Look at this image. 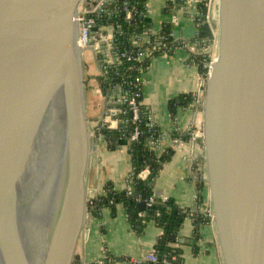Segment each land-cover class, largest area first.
Returning a JSON list of instances; mask_svg holds the SVG:
<instances>
[{"label":"water","instance_id":"water-1","mask_svg":"<svg viewBox=\"0 0 264 264\" xmlns=\"http://www.w3.org/2000/svg\"><path fill=\"white\" fill-rule=\"evenodd\" d=\"M0 0V264H73L91 216L79 9ZM206 79L205 181L223 264H264V0H218ZM98 139H95L98 144ZM145 209V202L139 204Z\"/></svg>","mask_w":264,"mask_h":264},{"label":"crops","instance_id":"crops-1","mask_svg":"<svg viewBox=\"0 0 264 264\" xmlns=\"http://www.w3.org/2000/svg\"><path fill=\"white\" fill-rule=\"evenodd\" d=\"M148 18L158 32L165 23L170 24L175 39L189 42V47H176L169 55H156L150 60V66L143 73L142 103L150 110L152 123L162 131L160 149L173 148L171 158L163 163L153 189L156 196L169 198L181 208L189 209L190 213L183 220V225L172 246L182 249L180 264H223L215 226L201 224L200 236L195 239L196 225L194 214L206 213L209 203L208 188H202L204 202H198L199 179L205 180L204 149L201 137L195 135L202 129V104L184 107L178 97L203 91V76L199 65L192 61L190 43L196 38L199 28L190 12H195L197 2L187 10L181 7H169L168 0H147ZM167 7V8H166ZM207 20L212 22L210 13ZM207 42V39H206ZM210 42L208 41V44ZM205 48L200 52L205 53ZM92 80L100 72L98 62L92 52ZM85 56V54H84ZM97 73V74H96ZM96 74V75H95ZM96 82V81H95ZM95 85V84H94ZM96 94L102 97V103L88 101L87 114L92 129L99 120L115 127L117 109L107 108L105 96L98 84ZM176 100L177 107L171 111L170 103ZM199 103V102H197ZM101 108L102 110L99 111ZM91 119L95 124L91 125ZM93 132V152L87 173V184L93 194L105 193V185L111 183L113 189L120 191L129 187L128 177L132 172V161L126 143L118 147H110L105 137ZM189 135L188 138L174 137L173 133ZM98 139L96 144L95 139ZM163 232V228L155 220L147 221L142 233H137L131 225L125 206L116 204L115 208L103 207L100 216H90L79 239L73 264H125V260L142 261L154 251V246Z\"/></svg>","mask_w":264,"mask_h":264},{"label":"trees","instance_id":"trees-1","mask_svg":"<svg viewBox=\"0 0 264 264\" xmlns=\"http://www.w3.org/2000/svg\"><path fill=\"white\" fill-rule=\"evenodd\" d=\"M125 1L127 7L133 10L130 19L126 18L123 11L115 10L111 17H99L98 24L114 23L116 25L114 48L119 52H128L129 55L121 61L107 65V73L99 74L96 79L103 95H106L108 90H112L114 85L121 88L124 94L128 89L134 93L138 92L140 118L135 123L132 122L131 111L127 103L110 105L109 107L119 109L116 114L119 122L115 127L103 123L97 128L96 133L105 137L110 147L116 148L123 142L127 144L132 161V172L128 177L129 187L127 189L117 191L113 189L111 183L106 184L105 193L97 196L94 202L89 204V210L92 216H100L103 207L115 208L116 204L121 203L125 206L132 228L137 233H142L147 221L150 220H155L163 228V232L154 246V251L158 257L157 261L142 260L140 263L130 261V264H180L182 249L172 246L171 242L177 237L183 220L189 215L190 210L179 207L172 199H164L155 195L154 182L161 172L163 163L171 158L174 149L167 148L161 153L155 149L153 142L162 138V131L152 123L150 110L142 103L143 86L137 84L135 78L140 74L141 68L145 70L150 65L151 56L169 55L176 47L188 48V46L184 41L175 39L171 35L172 30L168 23H165L158 32L152 33L143 44L136 45L133 42V37L137 34L141 35L143 31L153 26L152 21L147 16L148 2L147 0H120L118 3L123 4ZM208 2L209 0H197V13L194 17L199 32L191 42H196L199 48L208 46L204 26ZM182 4H184L182 0H168V8H179ZM146 51L151 52L141 60H132L130 57V55H137ZM191 55V60L199 65L201 74L205 76L208 70L205 64L209 60V55L199 51H191ZM177 99L184 107H189L194 103L197 106L201 105V102L197 103V95L193 93L184 94ZM177 105L176 100H172L170 103L171 111L174 112ZM136 126H139L140 136L136 140H131V135ZM173 136L188 138L189 135L174 132ZM144 170L148 171L145 177L141 176ZM198 184V202L203 203L204 195L201 191L202 188L206 187V181L201 177ZM142 201L145 202V209L143 210L139 208ZM193 217L196 225L194 236L197 240L200 236V225L212 223V217L207 212L194 214Z\"/></svg>","mask_w":264,"mask_h":264},{"label":"built area","instance_id":"built-area-1","mask_svg":"<svg viewBox=\"0 0 264 264\" xmlns=\"http://www.w3.org/2000/svg\"><path fill=\"white\" fill-rule=\"evenodd\" d=\"M120 0H84L83 3L80 6L79 9V15H78V22H79V28H80V35H79V45L84 51H90L96 58L99 68H100V74H106L107 73V65H111L113 63H116L118 61H121V59L127 57L129 55L128 52L122 51L119 52L114 48L115 44V24L109 23V24H98V18L109 16L111 17L113 15V12L116 11H123L124 15L127 19H130L133 15V10L129 9L127 7V2L125 1L123 4H119ZM124 1V0H122ZM184 4H182L180 7L184 10H187L192 7L194 2H197V0H182ZM211 1V0H210ZM190 16L193 17L195 20V12H190ZM207 17H209V9L206 14ZM152 33H156V30H154L153 26L145 31L141 35L137 34L133 37V42L136 45L143 44L144 41H146L149 36ZM172 35V33H171ZM173 36V35H172ZM141 43H140V41ZM186 43V45H189L188 41L182 40ZM193 46L190 47V51L200 52V48L197 46L196 42H190ZM189 47V46H188ZM206 49V48H205ZM151 51L146 52H140L137 55H130L132 60H141L146 55L150 54ZM154 56H151L153 58ZM216 58V53L213 52L209 54V60L206 62L205 66L207 67L206 75H202L203 78V87L205 86V82L207 77L209 76L211 64ZM150 66V65H149ZM149 66L145 70L141 68V72L139 75L136 76L135 82L137 84L143 85V73L148 70ZM203 91L201 90V93L198 95L197 102H202L203 97ZM139 93L134 91H131L128 89L126 93L124 94L121 91V88L114 85V88L111 90H108L107 94L105 96V104L107 108H110V105H116L121 103H127L129 106V109L131 111V120L133 123H135L140 118V109H139V103L137 96ZM117 109V107H115ZM119 109H117V112ZM123 112H126L123 110ZM197 132L195 135H198ZM140 136V129L139 126H136L134 129V132L131 135V140H136ZM153 144L155 145V149H160V140L154 141ZM147 170L142 171L141 176L145 177L147 175ZM89 191V204H92L94 200L97 198V195L93 194V192L88 189ZM158 257L155 251L151 252L146 256L143 260L148 261H157ZM130 261L140 263L141 261L136 260H128L125 261V264H130Z\"/></svg>","mask_w":264,"mask_h":264},{"label":"rangeland","instance_id":"rangeland-1","mask_svg":"<svg viewBox=\"0 0 264 264\" xmlns=\"http://www.w3.org/2000/svg\"><path fill=\"white\" fill-rule=\"evenodd\" d=\"M208 9H209V13H210L212 22L215 23L214 24V27H215V30L214 31L217 32V24H218V0H211V1L209 0V2H208ZM84 63H85V65H84V71H85L84 72L85 73L84 80H85L86 86H87V97H88V101L90 99V100H93L94 101L93 104H96V102L102 103L103 102L102 101L103 99H102L101 95L100 94H98V95L96 94V86L95 85L97 84V81L96 80H92V78L89 75L91 72H93V69H92L93 67L92 66H93V63L94 62L92 61L91 55L87 51L85 52ZM98 109H99V107H98ZM100 110H102V109L100 108L99 111ZM94 124H95V120H92L91 119V125H94ZM89 185L90 184L88 183V189L90 188ZM206 212L211 216L210 202L208 203L207 211Z\"/></svg>","mask_w":264,"mask_h":264},{"label":"flooded vegetation","instance_id":"flooded-vegetation-1","mask_svg":"<svg viewBox=\"0 0 264 264\" xmlns=\"http://www.w3.org/2000/svg\"><path fill=\"white\" fill-rule=\"evenodd\" d=\"M100 74V72L95 76V79L97 78V76ZM96 81H97V79H96ZM97 84H98V82H97Z\"/></svg>","mask_w":264,"mask_h":264},{"label":"bare ground","instance_id":"bare-ground-1","mask_svg":"<svg viewBox=\"0 0 264 264\" xmlns=\"http://www.w3.org/2000/svg\"><path fill=\"white\" fill-rule=\"evenodd\" d=\"M85 54V53H84Z\"/></svg>","mask_w":264,"mask_h":264}]
</instances>
